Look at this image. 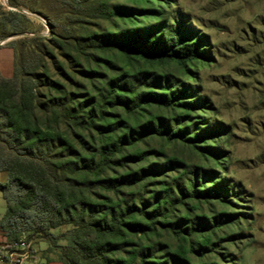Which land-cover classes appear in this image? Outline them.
<instances>
[{"label":"trees","instance_id":"16d2710c","mask_svg":"<svg viewBox=\"0 0 264 264\" xmlns=\"http://www.w3.org/2000/svg\"><path fill=\"white\" fill-rule=\"evenodd\" d=\"M62 1L66 6L78 4ZM9 3L13 9L0 6V25L25 31L29 15L18 0ZM169 6L170 0H128L112 8L103 2L95 9L108 18L115 16L116 28L97 36H57L54 44L75 63L81 56L86 61L93 57L91 50L108 51L127 61L175 65L195 78L191 68L210 58L207 41L177 19L160 20ZM41 39L44 36L35 34L19 41L26 54L20 63L13 44L5 43L15 57L13 74L0 75V170L6 172L0 183L6 201L0 230L5 243L12 244L22 234L44 238L49 241L45 251L55 254L44 256L46 262L60 264H184L189 252L202 253L222 219L213 218L214 225L206 223V234H196L194 222L186 216L193 207L188 201H225L224 182H216L220 176L214 170L188 167L192 176H184L190 185L186 189L178 172L171 173L178 160L148 142L180 138L197 145L216 165L225 160L212 145V139L221 142L218 128L197 132L196 124L186 118L204 99L194 97L186 81H171L169 74L141 81L136 75L146 72L130 70L122 79H104L96 100L91 96L80 102L64 84L56 87L53 81L47 87L55 93L42 90L36 74L37 68L46 67ZM178 118L187 120L171 126ZM178 205L185 209L182 216ZM63 225L65 230L51 232ZM161 231L175 239L173 245L161 243ZM192 235L198 240L190 239Z\"/></svg>","mask_w":264,"mask_h":264},{"label":"rangeland","instance_id":"374dc122","mask_svg":"<svg viewBox=\"0 0 264 264\" xmlns=\"http://www.w3.org/2000/svg\"><path fill=\"white\" fill-rule=\"evenodd\" d=\"M18 2L29 15V20L24 22L26 29L18 32L0 25V43H12L16 62L20 63L26 54L19 41H28L35 34L44 36L40 42L44 46L42 59L46 67L36 69L42 90L53 81L56 87L64 84L66 91L80 102L91 96L96 100L103 92L104 79L111 75L122 79L125 72L130 71L133 74L146 72L136 75L141 81L169 74L171 81H186L191 85L194 97L204 99V104L195 107L186 118L190 124H196L197 132L218 128L221 142L212 139V145L221 151L225 160L216 165L211 156L201 154L197 145L190 146L180 138L169 143L158 138L148 142L149 146L162 147L167 156L178 160L171 173L178 172L186 189L189 190L190 185L184 176H192L188 167L214 170L220 176L216 182H224L225 201H194L195 197L188 201V206L193 207L188 208L186 216L194 222L196 234H206V223L214 225L213 218L222 221L210 232L211 241L203 247L202 253L198 249L189 252L184 264H264V0H170V6L165 8L168 14L160 20L177 19L181 26L203 35L207 41L210 58L206 64L191 68L195 78H188L175 65L153 66L138 59L127 61L108 51L102 54L91 50L94 58L88 56L86 61L81 56L79 63H75L64 48L55 46L57 36L68 39L72 34L81 38L84 32L97 36L116 28L117 18H108L95 7L108 2L112 8L128 0H77L78 4L68 2L67 6L62 0ZM0 6L4 11L14 8L9 0H0ZM15 57L11 46H0L1 74H13ZM48 89L55 93L52 88ZM118 112L124 115L122 110ZM187 119L171 121V126ZM196 144L202 143L197 141ZM184 214L185 209L178 205V215ZM195 224L201 226L195 227ZM65 228L63 225L51 232ZM23 237L25 234L20 236ZM158 238L163 244L175 242L165 231H161ZM190 239L198 240L194 235ZM26 240L25 264H46L44 256L55 258L54 253L45 251L49 241L41 237ZM156 252L163 256V251L156 249Z\"/></svg>","mask_w":264,"mask_h":264},{"label":"built area","instance_id":"2783aa9c","mask_svg":"<svg viewBox=\"0 0 264 264\" xmlns=\"http://www.w3.org/2000/svg\"><path fill=\"white\" fill-rule=\"evenodd\" d=\"M27 240L19 238L12 244L0 241V264H25L27 262ZM38 264H44L39 262Z\"/></svg>","mask_w":264,"mask_h":264},{"label":"crops","instance_id":"0c3cea01","mask_svg":"<svg viewBox=\"0 0 264 264\" xmlns=\"http://www.w3.org/2000/svg\"><path fill=\"white\" fill-rule=\"evenodd\" d=\"M0 46H6L5 42H1ZM8 46V45H7ZM13 57H14V50H13ZM0 75L4 76V77H9L6 75H3L0 73ZM6 180V172L3 170H0V183H3ZM6 208V201L4 199V197L2 196V193L0 191V219L1 216L3 215L4 211ZM3 240V235L2 232L0 230V241ZM46 264H60L58 261H50V262H45Z\"/></svg>","mask_w":264,"mask_h":264}]
</instances>
